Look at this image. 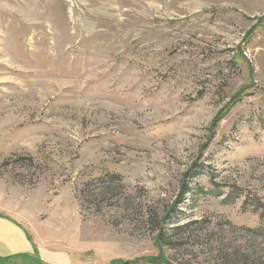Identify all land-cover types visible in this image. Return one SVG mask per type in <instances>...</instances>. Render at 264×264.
Instances as JSON below:
<instances>
[{
	"label": "rangeland",
	"instance_id": "374dc122",
	"mask_svg": "<svg viewBox=\"0 0 264 264\" xmlns=\"http://www.w3.org/2000/svg\"><path fill=\"white\" fill-rule=\"evenodd\" d=\"M263 14L264 0H0V213L55 264L264 262L248 231L264 205ZM171 210L167 225L189 223L180 249L157 242Z\"/></svg>",
	"mask_w": 264,
	"mask_h": 264
},
{
	"label": "trees",
	"instance_id": "16d2710c",
	"mask_svg": "<svg viewBox=\"0 0 264 264\" xmlns=\"http://www.w3.org/2000/svg\"><path fill=\"white\" fill-rule=\"evenodd\" d=\"M201 173V170L199 169V167H195L194 170L191 171V177H194L198 174ZM109 177H112L113 179H119L121 180L122 176L120 174H111L108 173ZM216 185L213 186L212 191L216 192L217 196H221L223 195V191L219 188L216 187ZM190 188L188 186H185L181 195L178 197V200L176 203H182L186 197V193L190 192ZM242 190H234L232 191L229 195L228 198L225 199L223 202H228L230 200H235L237 197H239L241 195ZM235 198V199H234ZM248 203V202H247ZM246 203V204H247ZM256 206H254V211L258 212L260 214V223L258 225V227L255 228H248V231L254 235V236H264V205L261 204V201L258 199H253L252 200V204H254ZM176 213V211H169L165 214V216L163 217V219H161V221H159L158 223V228H157V242L161 245V247L164 246H168V247H177V249H180V247L183 246L182 243L178 242H173V238L175 237H181V235H183L184 230L189 226L188 224H184V225H180L179 223L182 222V220L179 219H175V221L172 223V225H167L169 221L172 220L174 214ZM163 221L165 222V224L163 225ZM166 225V226H165ZM181 239V238H180ZM236 257H239V253H236ZM264 264V262H262L261 260H259L258 258H253V257H245L244 258V262L243 264Z\"/></svg>",
	"mask_w": 264,
	"mask_h": 264
},
{
	"label": "crops",
	"instance_id": "0c3cea01",
	"mask_svg": "<svg viewBox=\"0 0 264 264\" xmlns=\"http://www.w3.org/2000/svg\"><path fill=\"white\" fill-rule=\"evenodd\" d=\"M26 233L21 225L8 217V214L0 213V261L4 262L8 258L16 256H30V254L36 251L40 261L44 264L59 263L56 260L60 259V256H55L53 252L48 256L49 259L40 254L34 244L27 238ZM21 235H23V239L20 238Z\"/></svg>",
	"mask_w": 264,
	"mask_h": 264
},
{
	"label": "water",
	"instance_id": "95a60500",
	"mask_svg": "<svg viewBox=\"0 0 264 264\" xmlns=\"http://www.w3.org/2000/svg\"><path fill=\"white\" fill-rule=\"evenodd\" d=\"M264 17V14L260 17V19L261 18H263ZM260 19L257 21V23H259L260 22ZM256 23V24H257ZM256 24L252 27V28H250V30L248 31V34L247 35H249L250 34V32L254 29V27L256 26ZM165 224V222L163 221V225Z\"/></svg>",
	"mask_w": 264,
	"mask_h": 264
}]
</instances>
